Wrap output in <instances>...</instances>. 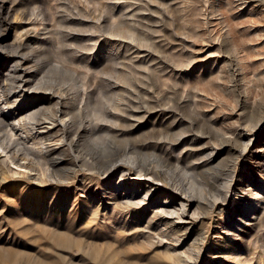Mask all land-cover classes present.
Wrapping results in <instances>:
<instances>
[{
    "label": "rangeland",
    "instance_id": "rangeland-1",
    "mask_svg": "<svg viewBox=\"0 0 264 264\" xmlns=\"http://www.w3.org/2000/svg\"><path fill=\"white\" fill-rule=\"evenodd\" d=\"M0 43V86L14 54L26 55L40 64L33 83L67 94L73 115L63 116L69 126L37 124L33 133L51 130L38 153L20 116L49 91L17 90L7 102L0 90V118L14 126L5 133L0 122V264H264L258 159L216 135L264 143V121L246 129L264 117V0H0ZM229 56L242 65L233 81ZM16 139L35 155L32 169L19 165L28 159ZM131 156L169 183L195 179L199 217L155 215L180 209L162 181L146 210L119 207L122 194L148 187L144 176L106 171ZM232 177L222 211L211 212L207 201ZM248 183L260 201L250 207L237 200Z\"/></svg>",
    "mask_w": 264,
    "mask_h": 264
},
{
    "label": "bare ground",
    "instance_id": "bare-ground-1",
    "mask_svg": "<svg viewBox=\"0 0 264 264\" xmlns=\"http://www.w3.org/2000/svg\"><path fill=\"white\" fill-rule=\"evenodd\" d=\"M19 44H17L16 46H18ZM0 50H4L3 49V45L0 43ZM16 51V48H15ZM17 52V51H16ZM234 55V54H233ZM241 58V57H240ZM12 62H14V64L12 65L10 71L8 72V75L5 77V79L7 80V82L3 83L0 86V90L2 92H4L5 98L7 100V102H16L17 98H14L12 100H9L13 95L15 91H21V92H25L28 89H36V90H48L49 93L46 94L45 96L39 97L37 96L36 98H34V107H32L31 109V103L29 102L27 104V110L28 112H26L24 114V116H20V118L22 117V119H24V124L21 126L23 127L26 132H29L31 134V139H32V144H39V148L37 150L38 153H41L43 148L41 147V145L44 144L45 140L51 139V135L50 132L51 130L49 129V127L47 125H45V127H47L46 132L47 135L42 134L40 131H35L33 133V129L35 127H38L37 124L38 123H43L46 122L45 119H48V125H52L55 123L57 126L61 125V126H69V123L67 120L64 119V115H67L70 113V97H67V94H63V92L58 93L57 91H55L52 86L49 87H42L39 84H35L33 83V80L36 78L37 73L39 71L40 68V64L39 63H31L30 58L26 55H18L14 57H12ZM241 62L235 61L232 59V57H228L227 58V64L229 66V70L231 71L229 74L230 79L233 81L235 79V74L233 73V68L237 69V68H242V65L240 64ZM36 65V71L34 73H28L27 69L29 67H32ZM20 66H22V68H19ZM32 78V79H30ZM32 80V82H31ZM23 94V93H22ZM67 95V96H66ZM20 99V98H19ZM57 105V109H54V104ZM22 105H19L18 109L21 108ZM243 106V105H242ZM243 109L245 108L244 106L242 107ZM16 110V109H15ZM14 110V111H15ZM59 111V113H58ZM13 112V111H12ZM16 112V111H15ZM197 119L198 120H202L200 118V113L198 111L195 112ZM42 114V116L40 115ZM70 119H72L73 115L69 114ZM264 121V117H261L258 121H256V123H254L253 125L251 123H249L246 127L247 130L249 129H259L261 127V123ZM0 122L2 123V127L3 130L5 131V133H11L13 132V128L14 126H9L8 123H6L2 118H0ZM60 126V127H61ZM254 128V129H253ZM216 132V131H215ZM218 134H216L217 136H220L222 139H224L227 142H232L234 145H236L238 147V155L239 157H242L246 154V152H249V161H252L254 159H258L257 163V170H258V176L264 177V143H259L258 141H256V145L255 148L250 147V138H246V133L243 132H230L229 134H227L226 137V133L227 131H223L221 133L217 132ZM215 134V133H214ZM254 133H252L253 135ZM66 138V133L62 132V135H60V137L58 139L60 140H64ZM16 144L21 145V149L24 150L23 155H25V159L27 160L26 164H19L21 166H24L26 168H30L32 161L35 157V155L31 156V159L28 157L29 155V151H28V147H26L25 145H22L20 142V139H16L14 140ZM0 143L3 144L4 142L0 140ZM46 147V146H45ZM241 147V148H240ZM250 147V148H249ZM50 153H52V150H50ZM49 154L48 149H45V155L47 156ZM137 154V153H136ZM238 155H236V158L238 157ZM252 156V157H251ZM8 157L15 161L17 158L16 154L10 153L8 155ZM36 158H40L36 157ZM254 158V159H252ZM30 159V160H29ZM239 159V158H238ZM39 162V160H37ZM36 161V162H37ZM255 161V160H254ZM257 162V161H256ZM208 163V162H207ZM148 163H141L136 156H131L129 157V161L127 162H115L112 163L111 166L109 167H105L107 172H114L116 173L119 178L123 177L125 174H134L137 176H144L147 178V189H145V193L141 196H139V192L137 190H132L130 191L129 194H125V195H121L120 201H116L117 205L120 207H129L130 209H132V205L133 206H139V209L141 211H144L147 209V195L150 192L151 189H156L157 184L155 183V181H162L163 184L168 188H170L173 192L168 191L169 195H166L165 197V201L168 199L173 203V202H179V207L180 209L178 210H171L169 209L167 206H162L160 208V212H155V215H158L159 218L165 217V213L166 214H175L176 218L178 219H185L188 217V212L189 210L192 208L191 214L194 215L196 218L199 217V214H201V211L199 210V208H202L203 206H205L204 204H202V200L201 199H205L204 195L201 194V191L197 192L196 188H198V186L196 187V181L195 179H192L188 185V189H186L185 187H183V184L180 182H173V183H169V181H167V177L163 176V172L161 171H157L155 169V167L151 166H147ZM204 166V165H203ZM199 166H193L192 168H187V167H181V171L182 173H188L190 171V169L192 170H196V168ZM231 167V166H230ZM104 168V167H103ZM48 169L47 167L45 168V170ZM12 172H20V171H16L12 169ZM101 173V172H100ZM102 174V173H101ZM106 174V173H105ZM104 174V175H105ZM103 175V174H102ZM121 180V179H120ZM118 182L117 186L119 185H126V182L124 181H120ZM234 178H230L229 180H227V183L225 185V190L219 193H215L214 194V200L212 201H207L209 203V205L207 206V208L210 209L211 212H214L216 210H218L219 212L222 211V202L225 200V193L227 191H229V188L232 187L233 184H235V182L233 181ZM154 181V182H153ZM233 189V188H232ZM242 192L241 194L237 195V200L239 201L238 204H241L242 206L247 205L248 207H250L251 205H253V203L256 202H260L259 199H255L252 201L251 196L252 195H258L259 191L255 190V186L251 187V183H248L247 188H245L244 186H241ZM236 190V189H234ZM239 191V190H236ZM241 195V196H240ZM264 197V196H263ZM138 198V199H137ZM121 199H124L121 200ZM221 200V201H218ZM247 199H250L248 201H246ZM142 201H146L145 205H141ZM123 202V205H120L119 203ZM252 202V203H250ZM248 210H250L248 208ZM231 212V211H230ZM232 213H235V211H233ZM251 214H254V211L251 212ZM247 216V215H245ZM225 216H221V218H224ZM244 216H240L238 218L237 223L235 224V226H241V219H246V218H242ZM232 221V220H230ZM231 226H227L226 229L229 230ZM230 230H232L233 235L237 234V228H231ZM178 240V239H176ZM241 262V261H240Z\"/></svg>",
    "mask_w": 264,
    "mask_h": 264
}]
</instances>
